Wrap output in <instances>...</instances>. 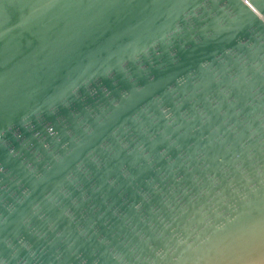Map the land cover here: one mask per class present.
Returning <instances> with one entry per match:
<instances>
[{"label": "water", "instance_id": "1", "mask_svg": "<svg viewBox=\"0 0 264 264\" xmlns=\"http://www.w3.org/2000/svg\"><path fill=\"white\" fill-rule=\"evenodd\" d=\"M0 264H264V0H0Z\"/></svg>", "mask_w": 264, "mask_h": 264}]
</instances>
